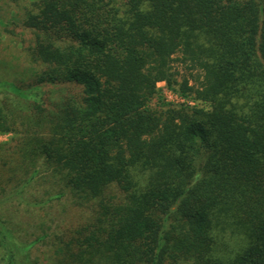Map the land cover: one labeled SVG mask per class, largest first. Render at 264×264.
Returning <instances> with one entry per match:
<instances>
[{
  "label": "trees",
  "instance_id": "trees-1",
  "mask_svg": "<svg viewBox=\"0 0 264 264\" xmlns=\"http://www.w3.org/2000/svg\"><path fill=\"white\" fill-rule=\"evenodd\" d=\"M13 1L39 67L0 81L18 198L43 179L82 213L48 261L264 264V0ZM32 246L0 226V264Z\"/></svg>",
  "mask_w": 264,
  "mask_h": 264
},
{
  "label": "rangeland",
  "instance_id": "rangeland-1",
  "mask_svg": "<svg viewBox=\"0 0 264 264\" xmlns=\"http://www.w3.org/2000/svg\"><path fill=\"white\" fill-rule=\"evenodd\" d=\"M24 16L21 2L0 0V81L18 83L30 70L39 68L30 55L33 37L21 24ZM175 67L183 71L179 64ZM158 86L168 103H186L165 84ZM3 102L7 104L5 114H9L11 105L19 107L15 96L5 91L0 92V105ZM10 124L12 131L0 132V226L20 246L33 244L24 253L32 264H51L48 261L50 245L67 225H77L82 213L68 197L50 200L57 188L43 179L24 187L20 194L22 199L18 198L17 192L23 187L26 176L18 171L12 178V169L20 162L16 149L23 127L14 121ZM5 255L6 250L0 247V257L5 258Z\"/></svg>",
  "mask_w": 264,
  "mask_h": 264
},
{
  "label": "built area",
  "instance_id": "built-area-1",
  "mask_svg": "<svg viewBox=\"0 0 264 264\" xmlns=\"http://www.w3.org/2000/svg\"><path fill=\"white\" fill-rule=\"evenodd\" d=\"M163 84H164V83H163ZM182 101H184V100H182ZM185 102H186V103H189V104H191V105L194 104L193 102H188V101H186V100H185Z\"/></svg>",
  "mask_w": 264,
  "mask_h": 264
}]
</instances>
